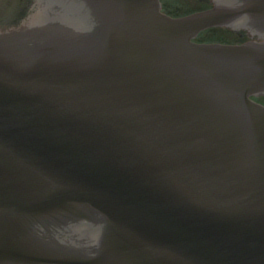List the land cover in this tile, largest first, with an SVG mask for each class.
Listing matches in <instances>:
<instances>
[{
	"label": "water",
	"instance_id": "95a60500",
	"mask_svg": "<svg viewBox=\"0 0 264 264\" xmlns=\"http://www.w3.org/2000/svg\"><path fill=\"white\" fill-rule=\"evenodd\" d=\"M39 1L0 33V264H264V0Z\"/></svg>",
	"mask_w": 264,
	"mask_h": 264
},
{
	"label": "rangeland",
	"instance_id": "374dc122",
	"mask_svg": "<svg viewBox=\"0 0 264 264\" xmlns=\"http://www.w3.org/2000/svg\"><path fill=\"white\" fill-rule=\"evenodd\" d=\"M186 4H187V5H192V6H196V5H197V3L195 4V2L192 1V0H187V1H186ZM183 7H184V6H183Z\"/></svg>",
	"mask_w": 264,
	"mask_h": 264
},
{
	"label": "bare ground",
	"instance_id": "6f19581e",
	"mask_svg": "<svg viewBox=\"0 0 264 264\" xmlns=\"http://www.w3.org/2000/svg\"><path fill=\"white\" fill-rule=\"evenodd\" d=\"M229 37H231V36H229Z\"/></svg>",
	"mask_w": 264,
	"mask_h": 264
}]
</instances>
